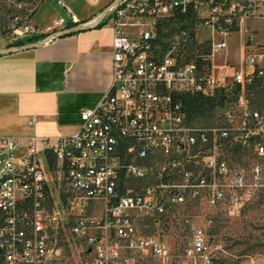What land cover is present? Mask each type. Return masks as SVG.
<instances>
[{
    "label": "built area",
    "instance_id": "1",
    "mask_svg": "<svg viewBox=\"0 0 264 264\" xmlns=\"http://www.w3.org/2000/svg\"><path fill=\"white\" fill-rule=\"evenodd\" d=\"M40 1L9 0L11 41L37 33L31 16ZM104 9L83 25L111 20L113 79L100 101L81 111L79 130L43 136L41 145L34 138L24 150L16 137L0 135V264H55L62 253L57 235L68 222L83 239L87 264L169 258V241L140 232L137 215H166L203 193L211 205L224 199L231 168L222 150L227 141L250 143L249 135L264 127L257 109L249 115L232 108L221 123L197 125L184 103L189 94L227 85L216 67H231L230 86L243 90L254 76L264 78L257 47L264 42L242 43L240 67L214 63L236 30L264 20V0H112ZM64 22L59 17L55 26ZM257 147L264 152V144ZM132 178L149 180L138 187L127 182ZM193 229L181 264H217L205 228Z\"/></svg>",
    "mask_w": 264,
    "mask_h": 264
},
{
    "label": "crops",
    "instance_id": "2",
    "mask_svg": "<svg viewBox=\"0 0 264 264\" xmlns=\"http://www.w3.org/2000/svg\"><path fill=\"white\" fill-rule=\"evenodd\" d=\"M64 1H40L31 16L37 33L0 40V49L24 46L0 52V135L16 137L19 150L34 138L41 145L43 136L77 132L81 111L96 105L112 83L111 20L80 28L112 0ZM59 17L65 22L56 27ZM50 35L51 40L25 46Z\"/></svg>",
    "mask_w": 264,
    "mask_h": 264
},
{
    "label": "rangeland",
    "instance_id": "3",
    "mask_svg": "<svg viewBox=\"0 0 264 264\" xmlns=\"http://www.w3.org/2000/svg\"><path fill=\"white\" fill-rule=\"evenodd\" d=\"M13 7L9 0H0V40L9 39L12 35ZM230 37L227 53H219L214 58L215 64H233L240 67L244 41L264 42V20L249 21ZM264 51V44L257 45ZM216 77L222 84L232 83V68L214 69ZM224 73V74H223ZM235 84L233 85V87ZM264 105V104H263ZM232 108L241 114L247 110L249 115L255 110L247 93L240 91L233 94L230 100L217 105L212 111L199 115L193 120L197 125H213L223 122V111ZM264 120V106L257 108ZM252 124L257 123L249 118ZM264 124V121L262 122ZM252 141L240 146L227 141L224 149L225 157L231 168L225 189L226 197L215 205L208 203L204 193L200 196H188L185 203L176 205L166 215L152 216L146 213L137 215L136 224L142 233H159L171 245L169 258L147 257L130 260V264H181L186 259V248L190 245L193 225L205 228L209 247L217 264H264V152L258 150ZM202 164L194 168H202ZM242 174V180L236 177ZM149 179H128V183L142 187ZM62 185L65 186L64 179ZM236 183H238L236 185ZM100 216L101 206L94 207ZM212 220H209V219ZM158 219V220H157ZM71 222L59 230L57 244L62 253L55 264H87L83 248V239L75 236L70 230Z\"/></svg>",
    "mask_w": 264,
    "mask_h": 264
},
{
    "label": "trees",
    "instance_id": "4",
    "mask_svg": "<svg viewBox=\"0 0 264 264\" xmlns=\"http://www.w3.org/2000/svg\"><path fill=\"white\" fill-rule=\"evenodd\" d=\"M240 91L247 93V97L250 99V102L255 105V110L264 106V78L261 76H254L251 81L245 84L244 90L242 89V85L240 83H236L234 87H231L230 84H227L218 87L213 94H189L184 97V103L188 110L189 117L194 122L193 119L195 117L204 115L208 111H212L217 105L224 103L226 100H230L233 97V94ZM249 138L253 144L257 142L264 144V127L259 128L254 133H251ZM240 146L242 145L236 144L235 148L239 150L238 148ZM48 160L50 165L54 166L55 159L51 154H48Z\"/></svg>",
    "mask_w": 264,
    "mask_h": 264
},
{
    "label": "water",
    "instance_id": "5",
    "mask_svg": "<svg viewBox=\"0 0 264 264\" xmlns=\"http://www.w3.org/2000/svg\"><path fill=\"white\" fill-rule=\"evenodd\" d=\"M105 12H106V9L103 10V12L101 13V16H103L105 14ZM90 25H94V24L90 23ZM90 25H88V26H90ZM84 27H85V25H82L80 28H84ZM42 41L43 40H41L39 42H33V43H30V44L25 45V46H36V45L42 43ZM21 47H24V46H20V47H16V46L5 47V48L0 49V52L10 51V50L18 49V48H21Z\"/></svg>",
    "mask_w": 264,
    "mask_h": 264
}]
</instances>
